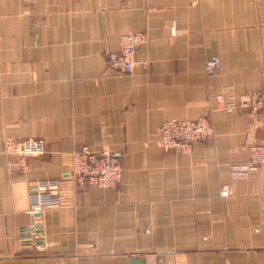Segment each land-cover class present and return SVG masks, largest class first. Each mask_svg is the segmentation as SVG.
<instances>
[{
  "label": "crops",
  "instance_id": "crops-1",
  "mask_svg": "<svg viewBox=\"0 0 264 264\" xmlns=\"http://www.w3.org/2000/svg\"><path fill=\"white\" fill-rule=\"evenodd\" d=\"M136 33L133 72L109 68ZM0 72V264H264V166L231 176L264 118L215 110L264 87V0H0ZM198 118L209 140L158 148L164 123ZM26 141L45 153L17 155ZM84 146L111 149L121 184L65 189L72 207L47 210L28 248L33 188Z\"/></svg>",
  "mask_w": 264,
  "mask_h": 264
},
{
  "label": "built area",
  "instance_id": "built-area-1",
  "mask_svg": "<svg viewBox=\"0 0 264 264\" xmlns=\"http://www.w3.org/2000/svg\"><path fill=\"white\" fill-rule=\"evenodd\" d=\"M120 52L111 54L108 66L111 69L132 73L135 67V52L137 48L146 45L148 38L145 33L125 35L121 38ZM220 67V60L213 58L206 64V73L212 76ZM1 85V72H0ZM217 111L232 113L234 111L248 112L264 118V87L245 95L240 100L228 98L224 94L216 97ZM214 135V128L209 118L196 120L169 121L164 123L157 131L156 144L165 152H176L188 155L195 144L206 142ZM45 153L43 142H24L17 155L22 157H35ZM264 166V144H256L250 148V159L247 164L231 167V176L235 180H246L251 174ZM122 162L113 156L108 146L94 149L90 146L80 148L73 155L72 167L65 171L58 179L43 180L38 182L30 194L32 217L30 228L24 234L22 242L28 248L41 252L42 247L38 241L41 237L43 215L47 210L71 208L65 202L62 192L65 189L74 191L83 190L88 185H95L103 189L119 187L123 178ZM223 195H229L225 188Z\"/></svg>",
  "mask_w": 264,
  "mask_h": 264
},
{
  "label": "water",
  "instance_id": "water-1",
  "mask_svg": "<svg viewBox=\"0 0 264 264\" xmlns=\"http://www.w3.org/2000/svg\"><path fill=\"white\" fill-rule=\"evenodd\" d=\"M113 156L114 157H116V155L115 154H113ZM139 262H135L134 260L133 261H131V264H138Z\"/></svg>",
  "mask_w": 264,
  "mask_h": 264
}]
</instances>
